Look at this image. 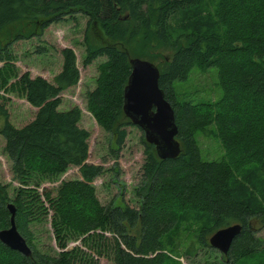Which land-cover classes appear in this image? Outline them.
<instances>
[{
    "label": "trees",
    "instance_id": "obj_1",
    "mask_svg": "<svg viewBox=\"0 0 264 264\" xmlns=\"http://www.w3.org/2000/svg\"><path fill=\"white\" fill-rule=\"evenodd\" d=\"M76 13L89 17L95 38L102 40L99 29L108 39L98 43L86 37L85 65L107 57L99 65L96 88L87 94L88 108L119 147L127 127L135 125L124 111L131 45L141 56L145 52L139 47L153 41L171 50L156 65L160 87L176 113L182 151L162 159L144 135L138 208L101 204L92 182L105 168L88 162L90 132L80 126L81 108L59 109L61 94L80 80L74 49L61 50L63 66L53 81L29 71L20 74L11 61L14 42L40 35ZM20 23L31 26V33L16 29ZM6 31L4 45L0 38V63L5 61L0 89L16 92L37 112L19 128L0 104L5 119L0 134L14 178L21 183L15 197L0 186V230L11 225L8 204L13 203L17 228L32 249L28 257L0 241V264H80L78 247L66 250L68 240L99 237L107 243V231L113 234L115 264H181L173 254L183 230L196 228V240L211 247L213 233L237 223L243 229L223 254L225 264H264V238L253 224L260 219L264 225V0H0V34ZM210 67L218 70L221 97L214 102L180 100L176 83L188 80L194 68ZM211 126L225 149L220 161L201 156L197 134ZM70 167H79L83 179L62 181L56 194L30 186L32 179H56ZM50 209L64 249L58 256L37 248L30 226Z\"/></svg>",
    "mask_w": 264,
    "mask_h": 264
},
{
    "label": "rangeland",
    "instance_id": "obj_2",
    "mask_svg": "<svg viewBox=\"0 0 264 264\" xmlns=\"http://www.w3.org/2000/svg\"><path fill=\"white\" fill-rule=\"evenodd\" d=\"M31 28V26L20 23L16 29H22L27 36L31 33ZM8 32L0 34L1 45L5 44ZM87 35L97 40L95 42L98 43L108 40L104 32L99 29L97 35L104 40L94 37L89 17L83 13L67 16L63 21L52 23L40 35H33L30 38L14 42L11 48L13 55L11 61L15 64V67H18L20 74L29 71L32 77L41 75L53 81L63 66L61 50L65 47L74 49L80 69V80L77 85L61 94L62 103L59 109L68 110L75 106L81 108L80 126L90 132L88 162L103 165L105 168L104 173L92 182L101 204L107 205L112 202L115 205L129 204L138 208L140 198L136 193V189L143 176L144 131L137 125H129L126 141L122 147H119L113 135L98 123L89 110L87 94L96 88L99 65L106 61L107 57L100 56L91 64H84L87 56ZM134 46L131 45L130 47L133 57L152 59L155 64H159L162 57L169 56L171 53V50L157 45L155 41L143 48L139 47L145 52L142 56L133 52ZM153 56L157 58L153 59ZM4 63L5 61L1 62L0 67ZM14 81L15 79H12L9 84ZM176 89L180 100H190L193 103L214 102L222 95L216 67H210L207 70L194 68L188 80L176 83ZM0 104L5 105L8 109L10 122L19 128L33 120L37 112V108L32 106L27 99L19 96L16 92L5 91L4 89H0ZM4 123V116L0 114V128ZM197 140L204 160L220 161L224 158L225 149L221 140L216 136L214 126L209 127L208 132H199ZM5 145L6 140L0 134V186H6L8 194L15 197L21 183L14 178L12 161L5 152ZM74 179H83L79 167H70L56 179H32L30 186L37 188L41 193H43L44 188H47L51 189L53 194H56L62 181ZM52 216L53 211L50 209L47 217H44L41 221L32 222L30 226L34 233V243L37 248L43 253L58 256L64 249L57 242L52 225ZM253 224L256 234L264 238V225H262L261 220L253 219ZM97 232L101 231L98 230ZM93 235L95 234L93 233ZM104 235L110 239L107 243H104L106 239H99L98 236V240L90 237L86 241H82V238H70L66 250L78 247L79 258L82 259L80 264H90L92 262L96 264H115L111 252L113 234L107 231L104 232ZM177 244L178 251L173 254V257L179 260L181 264H225L223 254L218 249L200 245L196 240V228L194 231L183 230Z\"/></svg>",
    "mask_w": 264,
    "mask_h": 264
},
{
    "label": "water",
    "instance_id": "obj_3",
    "mask_svg": "<svg viewBox=\"0 0 264 264\" xmlns=\"http://www.w3.org/2000/svg\"><path fill=\"white\" fill-rule=\"evenodd\" d=\"M129 61L132 71L124 89L125 114L144 131L145 139L156 146L162 159L176 158L182 151L177 138L179 129L175 110L159 84L160 68L140 57L130 56ZM8 209L11 225L0 230V241L30 257L32 249L16 225V207L9 203ZM242 229V224L237 223L217 230L209 238L210 246L228 254Z\"/></svg>",
    "mask_w": 264,
    "mask_h": 264
}]
</instances>
